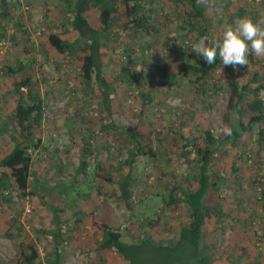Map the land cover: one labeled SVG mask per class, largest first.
<instances>
[{
    "label": "rangeland",
    "instance_id": "374dc122",
    "mask_svg": "<svg viewBox=\"0 0 264 264\" xmlns=\"http://www.w3.org/2000/svg\"><path fill=\"white\" fill-rule=\"evenodd\" d=\"M7 2L9 8L0 9V158L18 137L12 118L15 81L31 74L44 116L41 142L29 150L26 192L18 190L10 170L0 166V264H22L19 244L30 240L40 254L35 264H48L52 240L37 237L33 229L53 227V206L66 217L61 225L62 264L97 260L104 221L124 242L138 245L150 238L151 244L127 250L133 252L135 264H203L186 239L175 246L177 231L189 215L186 207L166 202L168 185L193 183L191 177L198 173L188 153L191 145L184 146L182 135L201 143L205 130L218 137L228 126L227 84L219 77L222 66L199 78L196 67L204 60L192 45L202 25L210 39L219 37L225 24L243 17L264 27V0H199L203 18L191 17L187 0H143L152 26L148 33L131 19H116L101 52L103 74L114 89L110 114L100 104L95 78L84 81L81 76L85 50L79 43L73 52L59 53L47 41L52 29L68 41L76 39L62 26L65 0ZM87 15L90 24L98 26L97 11ZM17 20L22 22L18 29ZM251 55V64L235 69L236 78L241 84L256 69L264 102V57ZM21 63L24 68L17 70ZM103 124L119 129H102ZM125 126L141 132L142 150L137 152L120 131ZM257 141L254 125L241 141L224 145L213 164L226 184L207 195L209 205L221 206L218 215L207 218L200 238L201 252L211 264H264V140ZM130 151L136 154L128 204L117 181L127 173ZM82 159L87 162L84 172L78 168ZM75 218L82 219L78 227L72 224ZM159 245L174 249L164 251ZM105 260L130 264L117 252L106 253Z\"/></svg>",
    "mask_w": 264,
    "mask_h": 264
},
{
    "label": "trees",
    "instance_id": "16d2710c",
    "mask_svg": "<svg viewBox=\"0 0 264 264\" xmlns=\"http://www.w3.org/2000/svg\"><path fill=\"white\" fill-rule=\"evenodd\" d=\"M187 1L191 8V17L203 18L202 8L198 5V0ZM65 3L62 26L64 32H74L76 39L68 41L61 37L60 32L52 29L47 34V41L59 53L73 52L76 49V44L79 43V46L82 47L80 49L85 50L81 57V76L84 81H89L92 77L95 78L97 86L101 91L100 104L110 114L111 95L114 89L103 74L101 62L103 41L111 33L116 19L120 17L133 20L136 27L148 33L152 29V26L147 21L149 20V16L143 12L146 9L144 2L143 0H65ZM8 8L7 0H0L1 11L5 12ZM90 11H97L98 26L90 24L87 15ZM141 13L143 14L141 15ZM21 26L22 22L20 20H17L14 24L16 29ZM206 31V25L199 27L198 38L207 36ZM85 40L89 41V43ZM25 47H27L26 44L24 45V49L28 52ZM251 60L252 55L250 54L249 61ZM218 65L222 66L223 71L222 69L220 70L219 77L225 80L228 91L227 112L224 120L226 125L232 128V134L226 135L220 133L218 137H215L210 130H205L199 136L202 139L201 143H191L190 139L182 135L181 138L185 142L184 146L191 145L188 153L191 158L193 157L192 160L196 164L198 173L191 177L193 183H185L186 185L183 186V182L179 184L174 182L172 185L167 186L168 197L166 202L169 205H182L186 207L189 215L188 222L181 224L177 231L178 241L175 246H178L181 241L186 239L197 260L203 264H211L209 258L202 254L201 249L203 247L200 245L203 244L200 242V238L203 235L206 220L211 214L218 215L221 212V206L218 203L216 205H209L207 203V195L213 190H218L220 184L224 186L226 184L224 181L225 176L218 175L213 171V164L222 155L224 145L236 144L241 141L252 130L254 125L258 126L257 142L260 143L261 140H264L262 139L264 136V102L258 94L262 85L259 83L257 70H253L247 80L240 84L236 78L235 69L232 66L223 67L222 61L217 56L215 64L208 65L206 62H203L199 67H196V70L199 72V78L207 76L210 70ZM23 68L24 65L21 63L17 70H22ZM16 71L10 70L11 74L16 73ZM244 72H247V70ZM165 76L167 77L166 74ZM14 85L12 96L16 100L12 110V118L18 127V137L12 143L11 148L0 158V166L10 170L15 186L24 193L29 184L31 163L29 150L37 148L41 142L40 131L44 108L42 98L35 88L31 74L24 76L20 82L15 81ZM232 111L235 113V116L230 118V112ZM231 123H233V126L230 125ZM101 128L119 129L113 124H103ZM120 131L130 138L137 152L145 147L143 135L136 126L121 127ZM135 154L136 152H129L126 159L128 165L127 173L117 181L120 196L126 203L129 202L131 195ZM86 165L87 162L82 159L78 167L79 171L84 172ZM232 169H236L234 164L232 165ZM51 209L53 212V221H51L53 227H41L33 229V232L37 237L45 236L52 240L51 249L46 257L48 264H62V253L60 250L63 240L61 225L66 223V217H64V211L60 212L56 206L51 207ZM81 221V218H75L72 224L78 227ZM146 242L150 243L149 237L141 239L138 245L124 242L121 240V233L110 226L108 222L104 221L101 225V243L97 252L98 258L91 264H105V255L108 252H117L125 259H129L130 264H135L131 260L133 252H127V250L129 248H137L146 244ZM159 246L163 247L164 251L174 249L173 245H171L172 247ZM39 256L38 247L34 240L19 244L18 260L22 264H35Z\"/></svg>",
    "mask_w": 264,
    "mask_h": 264
},
{
    "label": "clouds",
    "instance_id": "9594fccd",
    "mask_svg": "<svg viewBox=\"0 0 264 264\" xmlns=\"http://www.w3.org/2000/svg\"><path fill=\"white\" fill-rule=\"evenodd\" d=\"M192 49L208 65L215 64L218 56L223 67H247L250 54L264 57V27L248 17L239 18L233 24H225L219 37H200ZM222 132L231 135L232 128L224 126Z\"/></svg>",
    "mask_w": 264,
    "mask_h": 264
}]
</instances>
